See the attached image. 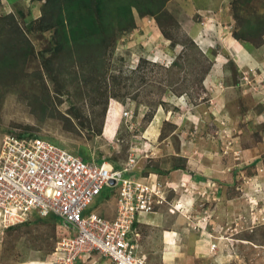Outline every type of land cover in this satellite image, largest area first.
<instances>
[{"label":"rangeland","instance_id":"1","mask_svg":"<svg viewBox=\"0 0 264 264\" xmlns=\"http://www.w3.org/2000/svg\"><path fill=\"white\" fill-rule=\"evenodd\" d=\"M53 1L0 0V144L39 137L152 174L151 210L131 225L141 264L161 263L172 227L179 263L264 264V69L247 75L220 57L230 33L264 59V0H129L130 27L114 20L120 0H104L112 30L76 43L60 34ZM170 183L190 190L176 200ZM102 196L101 215L113 218L116 191ZM73 233L35 213L0 224V264H52ZM74 264L110 262L91 252Z\"/></svg>","mask_w":264,"mask_h":264},{"label":"built area","instance_id":"2","mask_svg":"<svg viewBox=\"0 0 264 264\" xmlns=\"http://www.w3.org/2000/svg\"><path fill=\"white\" fill-rule=\"evenodd\" d=\"M128 168L87 160L39 137L4 135L0 144V224L26 221L33 213L56 217L73 231L58 242L52 264H74L91 252L111 264H141L130 236L133 221L151 210L149 185ZM107 189L116 191L113 218L90 208Z\"/></svg>","mask_w":264,"mask_h":264},{"label":"crops","instance_id":"3","mask_svg":"<svg viewBox=\"0 0 264 264\" xmlns=\"http://www.w3.org/2000/svg\"><path fill=\"white\" fill-rule=\"evenodd\" d=\"M196 41H198L197 38H196ZM208 43L209 42H207V43L203 42L201 44L203 46H201L199 44L200 45L199 47L201 49H203V48L204 49H208L209 47H211V44H208ZM221 44H220V46H221L220 48H222V50H226L227 54L226 55H220V57L221 58H226L227 55H230V57L233 59V61L236 63V65L239 67V69H241V71L243 73L249 75L252 71H257L258 67L259 68L262 67L261 70L264 69V65H263L264 64V59L261 56H259V54H257V48H256V50H253L252 48L249 47L248 44H245V43L235 39L230 33L223 36V40L221 41ZM214 60H215V63H214L213 70L214 71H218V69L219 70L221 69V66H219V62L217 61V58H215ZM206 79L207 80H205V82L210 83V81L213 78L209 77V78H206ZM126 175L127 176H133L137 180L145 181V180H148L152 174H150L149 177H146L144 175H139V174H137V172L134 173V174H131V173L128 174L127 173ZM156 181H158L157 178H156ZM171 185L172 184L170 183L167 186L170 187V189H173L174 191L176 189H178V188L175 189ZM106 190L107 189H105L103 191L105 192ZM178 190H180L181 194H178V192L175 191L176 193H174L173 198H176V200H178V195H182L185 191H189L190 187L188 186V187L183 188V189L179 188ZM159 191H160V189H159ZM101 195H103V194H100V196ZM160 195H162V192H161ZM100 196H98V199H100V203H99V205L96 206L94 211H96V212L98 211L99 214L101 215V214H103L101 212V206H103L105 201L107 203V200L103 196H102L103 199H102V197L100 198ZM143 215H147V214H143ZM143 215L141 214V216H139V218L137 220V222L140 223V224H142V223L144 224V222H142ZM101 216H103V215H101ZM191 223H193V222H191ZM174 228L175 227H172V230L168 231L166 233V236L164 234L162 235V238H161L162 247L160 249V259H161V263L160 264H183V263H179L180 260H178L180 258L178 255L182 254V249L180 248V243H181L180 242V238L177 239L176 234H178L180 231L178 229H174ZM200 228H201V226H200ZM205 231H206V229H205ZM189 235H190V233H189ZM130 236L132 237V239L137 244L136 253L138 254L137 251H138L139 246L141 244L140 243V235L137 232L135 233L134 230L132 229L131 233H130ZM193 245L194 244H192V243L190 244L191 247Z\"/></svg>","mask_w":264,"mask_h":264},{"label":"trees","instance_id":"4","mask_svg":"<svg viewBox=\"0 0 264 264\" xmlns=\"http://www.w3.org/2000/svg\"><path fill=\"white\" fill-rule=\"evenodd\" d=\"M53 2L63 13L58 26L60 27L59 32L64 36V41L66 42H69L70 38L73 43H76L78 40L92 38L105 30H112L111 24L105 25V22H103L105 21L104 9H106L107 6L104 0H54ZM117 6L118 14L114 16V20L124 17L123 21H121V25H125V27L127 25V27H130L132 24L130 14L131 7L133 6L132 2H129V0H120V3ZM108 22L110 21L108 20ZM83 30L87 32L88 35L84 34V37L81 38L78 34ZM256 162L257 159L252 161V163ZM101 194H103V192ZM54 218L59 221L56 217Z\"/></svg>","mask_w":264,"mask_h":264}]
</instances>
